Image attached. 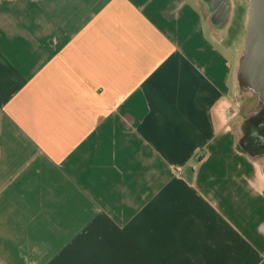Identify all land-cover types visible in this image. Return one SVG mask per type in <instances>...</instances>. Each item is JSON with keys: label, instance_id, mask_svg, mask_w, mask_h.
I'll list each match as a JSON object with an SVG mask.
<instances>
[{"label": "crops", "instance_id": "1", "mask_svg": "<svg viewBox=\"0 0 264 264\" xmlns=\"http://www.w3.org/2000/svg\"><path fill=\"white\" fill-rule=\"evenodd\" d=\"M206 8L0 0V264H264Z\"/></svg>", "mask_w": 264, "mask_h": 264}, {"label": "rangeland", "instance_id": "2", "mask_svg": "<svg viewBox=\"0 0 264 264\" xmlns=\"http://www.w3.org/2000/svg\"><path fill=\"white\" fill-rule=\"evenodd\" d=\"M233 9L231 16L233 23L231 33L228 29L216 30L205 20V45L202 51L216 52L218 60L222 65V95L217 103V114L222 129L231 133L235 144H237L238 126L242 118L245 102L247 101L248 92H242L239 89L236 79V70L239 55L244 43L246 24L249 16V0H233ZM207 19L208 13L205 12ZM193 51H196L193 45ZM239 149H241L239 147ZM242 150V149H241ZM243 151V150H242ZM248 154V153H247ZM254 159V158H253ZM258 162V161H257Z\"/></svg>", "mask_w": 264, "mask_h": 264}, {"label": "water", "instance_id": "3", "mask_svg": "<svg viewBox=\"0 0 264 264\" xmlns=\"http://www.w3.org/2000/svg\"><path fill=\"white\" fill-rule=\"evenodd\" d=\"M206 4L209 23L216 30L231 33L233 0H202ZM250 9L236 79L242 92L264 95V0H249ZM231 24V25H230Z\"/></svg>", "mask_w": 264, "mask_h": 264}, {"label": "flooded vegetation", "instance_id": "4", "mask_svg": "<svg viewBox=\"0 0 264 264\" xmlns=\"http://www.w3.org/2000/svg\"><path fill=\"white\" fill-rule=\"evenodd\" d=\"M237 130L238 146L264 163V95L249 93Z\"/></svg>", "mask_w": 264, "mask_h": 264}]
</instances>
